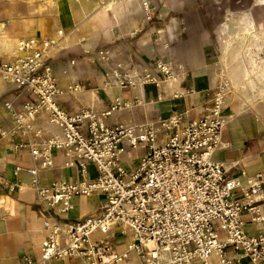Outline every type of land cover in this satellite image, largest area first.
Wrapping results in <instances>:
<instances>
[{
	"label": "built area",
	"instance_id": "obj_1",
	"mask_svg": "<svg viewBox=\"0 0 264 264\" xmlns=\"http://www.w3.org/2000/svg\"><path fill=\"white\" fill-rule=\"evenodd\" d=\"M141 5L148 11L146 2ZM50 44L22 39L17 44L21 56L0 60V72L30 97L21 110L4 103L13 122L8 133L27 135L29 121L40 113H46L58 129L41 144L28 141L16 146L26 149L33 161L25 172L43 231L39 260L25 255L21 264H51L65 258L76 264H119L131 255L141 264H240L242 260L264 264L262 180L248 176L244 169L233 176L230 171L237 164L225 168L213 159L215 151L225 148L221 135L228 119L223 114V88L211 94L199 118L186 124L176 115L155 124L109 126L106 118L127 106L119 98L102 112L68 113L59 107L55 79L39 63ZM97 58L105 63V88L130 89L141 80L130 81L120 66L108 67V50H100ZM156 69L170 76L164 64ZM137 148L145 149L144 154L135 168L125 169L121 156ZM52 151L68 157V167L76 168L82 178L40 185L38 174L53 167ZM87 165L95 170L92 179L86 177ZM15 188L10 186V191ZM89 196L100 197L96 213L66 221L72 200ZM246 225L256 232H247ZM115 230L131 238L121 252L112 241ZM96 234L100 238H94Z\"/></svg>",
	"mask_w": 264,
	"mask_h": 264
},
{
	"label": "crops",
	"instance_id": "obj_2",
	"mask_svg": "<svg viewBox=\"0 0 264 264\" xmlns=\"http://www.w3.org/2000/svg\"><path fill=\"white\" fill-rule=\"evenodd\" d=\"M128 1L109 0L103 6V12H107L105 41L106 50L109 51L108 67L120 66L133 80L138 79L135 73L140 75L143 71L144 75L149 72L151 78L145 80L141 75L135 89L105 88L103 67L100 73H93L88 58L73 57L70 51L62 49L57 55L62 61L60 67L76 69L79 75L76 83H84L83 88L88 89L75 96L72 91L66 92V87H62L64 93L57 96V104L68 113L81 109L102 112L109 108L115 98H119L127 106L120 107L106 118L105 123L109 126L155 124L158 120L176 115H181L182 124L199 118L211 94L219 88L214 76L218 56L215 40H222L226 34L228 19L225 1L218 0L208 6L202 3L197 10L193 2H187L184 24L174 20L163 28L156 18L145 19L142 16L139 2L127 5ZM117 2L118 9L114 10L113 7L110 12L109 9ZM249 4L253 21L264 24V0H250ZM92 14L93 10L83 9L76 0H62L52 15L34 17L25 13L22 5L0 0V39L13 41L21 37L26 32L19 29L17 24L27 23L37 25L30 34L38 41L47 40L55 28L64 37L77 31L79 25L86 24ZM78 51L83 56L81 47ZM0 60L11 59L0 57ZM159 63H164L169 77L157 71L156 65ZM170 78L175 81L166 82ZM29 99L26 92L17 90L13 85H0V132H5L0 136V264H21V258L25 255L38 261L43 240L40 209L34 192L28 187L30 177L25 172L33 166V161L26 149L17 150L16 146L28 141L41 144L58 134V129L51 125L53 132L50 134L44 133L40 127H29L27 135L8 133L13 122L4 103H11L15 110H21ZM224 115L228 119L221 135L225 148L215 151L213 159L225 168L237 164V168L230 171L233 176L238 175V169H244L248 176L258 175L262 180L261 197L264 199V111L230 103L225 106ZM144 152L145 149L139 148L123 154L122 166L125 169L136 167ZM52 156L53 169L38 174L40 185L82 178L76 168L68 167V157L58 151H52ZM17 167L21 171L17 172ZM95 176L93 166L87 165L86 177L92 179ZM10 186H16L15 190L10 191ZM99 202V196L77 197L72 200V210L64 219L80 221L92 216ZM245 229L249 233L256 232L251 225H246ZM112 237L117 252H121L131 239L129 235L121 236L118 230L112 233ZM94 238L98 239L100 235L96 234ZM51 264H76V261L65 258L53 260ZM119 264H141V261L131 255L127 261ZM240 264L249 263L242 260Z\"/></svg>",
	"mask_w": 264,
	"mask_h": 264
},
{
	"label": "rangeland",
	"instance_id": "obj_3",
	"mask_svg": "<svg viewBox=\"0 0 264 264\" xmlns=\"http://www.w3.org/2000/svg\"><path fill=\"white\" fill-rule=\"evenodd\" d=\"M8 4L18 3L23 6V10L29 16L52 15L57 9L58 4L62 0H6ZM83 9L93 10V14L88 18V22L79 25L77 31L64 35H58V28H55L53 34L47 41L53 44L47 45L45 53L42 55L39 63L48 67L55 79L57 88L61 94L64 91L62 87H66V92H73L76 96L78 93L87 90L83 88L84 83L78 85L77 70L66 69L60 67L61 60L57 57L59 51L66 49L70 51L71 56L79 58H88L93 73H100V69L105 63L97 60V53L100 50H106L105 41V18L107 12H103V6L109 0H76ZM218 0H130L127 5L133 2L140 4L141 14L146 18H156L161 27L167 26L170 21L178 20L184 24V16L186 13V3L197 6L212 5ZM225 1L226 17V34L224 38L215 40L218 45V56L215 60V79L219 88H223L226 105L237 104L241 107H256L260 111H264V24L257 23L251 18L249 9L250 0H221ZM142 2L148 5V11H144ZM118 2L109 9L112 12L118 9ZM26 10V11H25ZM199 10H203L199 8ZM205 10L212 11L211 8ZM230 19V20H229ZM236 20V22H235ZM3 27V26H2ZM26 34L16 38L13 41L0 39V57H9L14 59L22 54L17 51V44L22 39H32L31 31L36 29V24H17ZM64 33V31H63ZM4 36V34H2ZM2 36V37H3ZM81 47L83 56L78 51ZM253 49V50H251ZM239 52L241 55H239ZM95 54V55H94ZM108 65L110 62L107 63ZM164 64V63H161ZM85 74V73H83ZM137 78L144 76L145 72L135 73ZM135 74L133 76H135ZM147 74H150L149 72ZM146 74V75H147ZM142 75V76H141ZM129 79L133 81L132 76ZM151 78V76H149ZM147 78V79H149ZM146 80V79H145ZM3 83L12 85L10 79L0 72V85ZM133 83V82H132ZM137 83L132 84L135 89ZM134 91V90H133ZM223 109V114H224ZM225 116V115H224ZM29 127L42 128L44 133L50 134L53 128L49 123L46 113H40L29 121ZM135 168V167H134ZM50 168L48 170H51ZM45 170V171H48Z\"/></svg>",
	"mask_w": 264,
	"mask_h": 264
},
{
	"label": "bare ground",
	"instance_id": "obj_4",
	"mask_svg": "<svg viewBox=\"0 0 264 264\" xmlns=\"http://www.w3.org/2000/svg\"><path fill=\"white\" fill-rule=\"evenodd\" d=\"M173 81H175V79H174V78H170V79L167 80L166 82L171 83V82H173ZM137 86H138V85H137ZM137 149H139V148H137ZM65 165H67V164H65Z\"/></svg>",
	"mask_w": 264,
	"mask_h": 264
}]
</instances>
